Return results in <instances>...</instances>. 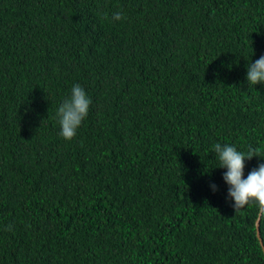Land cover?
Listing matches in <instances>:
<instances>
[{
  "label": "trees",
  "instance_id": "obj_1",
  "mask_svg": "<svg viewBox=\"0 0 264 264\" xmlns=\"http://www.w3.org/2000/svg\"><path fill=\"white\" fill-rule=\"evenodd\" d=\"M261 56L264 0H0V264H264L214 151L264 164Z\"/></svg>",
  "mask_w": 264,
  "mask_h": 264
},
{
  "label": "clouds",
  "instance_id": "obj_2",
  "mask_svg": "<svg viewBox=\"0 0 264 264\" xmlns=\"http://www.w3.org/2000/svg\"><path fill=\"white\" fill-rule=\"evenodd\" d=\"M112 19H122L120 12L113 13ZM246 80L248 85L264 84V56L247 67ZM91 100L80 85H74L71 96L64 100L58 108L57 115L61 128V136L65 140H71L82 121L88 114ZM214 151L219 159V168H226L223 179L229 185L228 196L234 201V211L243 208L250 201L257 203L256 226L264 221V164L253 169L243 179L244 161L255 157L257 149L250 148L247 153L237 151L233 146L215 144ZM215 190V185H213Z\"/></svg>",
  "mask_w": 264,
  "mask_h": 264
},
{
  "label": "water",
  "instance_id": "obj_3",
  "mask_svg": "<svg viewBox=\"0 0 264 264\" xmlns=\"http://www.w3.org/2000/svg\"><path fill=\"white\" fill-rule=\"evenodd\" d=\"M255 227H256L257 238L259 239V242H260L261 247H262L263 252H264V245H263L262 240H261V238H260L259 227L257 228V226H256V222H255Z\"/></svg>",
  "mask_w": 264,
  "mask_h": 264
}]
</instances>
